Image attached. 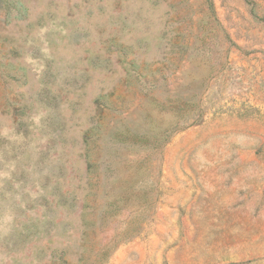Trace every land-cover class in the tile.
Listing matches in <instances>:
<instances>
[{
	"label": "rangeland",
	"instance_id": "obj_1",
	"mask_svg": "<svg viewBox=\"0 0 264 264\" xmlns=\"http://www.w3.org/2000/svg\"><path fill=\"white\" fill-rule=\"evenodd\" d=\"M0 264H264V0H0Z\"/></svg>",
	"mask_w": 264,
	"mask_h": 264
}]
</instances>
